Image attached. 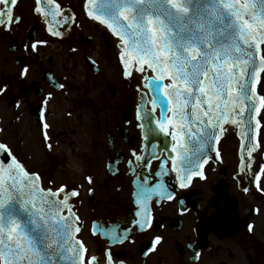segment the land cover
<instances>
[{
  "label": "snow or ice",
  "instance_id": "1",
  "mask_svg": "<svg viewBox=\"0 0 264 264\" xmlns=\"http://www.w3.org/2000/svg\"><path fill=\"white\" fill-rule=\"evenodd\" d=\"M13 6H18V0H0V27L7 30L22 19ZM82 9L115 38L122 76L129 79L140 74L137 120L151 121L159 104L157 128L143 123L139 127L171 137V152H151L142 167L155 159L160 165L156 176L174 172L178 186L187 188L194 177L206 179L205 165L221 159L217 145L227 131L225 125H231L242 137L239 172L252 168L253 153L264 150L260 139L264 94L257 91L258 84L264 87V0H83ZM33 10L53 37H63L62 28L75 23L74 14L57 0H35ZM47 43L37 40L25 47L37 52L38 45ZM28 70L25 66L20 75ZM6 87L0 86V93ZM145 89L152 93L150 101ZM49 98L53 93L42 105ZM40 120L47 129L43 115ZM44 136L47 139L46 132ZM132 155L138 162L146 160L136 151ZM128 163L131 166L133 161ZM262 177L264 164L251 173L258 191H264ZM83 179L87 193L94 194L95 177L89 174ZM151 179L148 174L134 182L135 215L141 219L133 223L141 229L152 225L149 202L153 197L157 203L175 197L165 183L151 184ZM82 187L43 186L40 174L29 171L13 149L0 141V264H101V259L103 264H125L114 260L110 248L103 257L92 254L79 235L84 224L73 200L80 197ZM116 228L106 233L119 243L122 237ZM162 239L154 237L153 247Z\"/></svg>",
  "mask_w": 264,
  "mask_h": 264
},
{
  "label": "flooded vegetation",
  "instance_id": "2",
  "mask_svg": "<svg viewBox=\"0 0 264 264\" xmlns=\"http://www.w3.org/2000/svg\"><path fill=\"white\" fill-rule=\"evenodd\" d=\"M22 1L18 0V6ZM25 1L27 5L23 4L19 11H17L18 6H13L15 12L22 17L21 21L14 23L11 30L0 27L2 32L0 36L5 40L6 49L13 52L16 58H21L22 64L25 63L28 67V72L32 69L34 75L42 73L44 81L50 87L60 89L58 85L63 84L61 80L64 76L56 75V68L43 70L39 67V56L45 60L47 49L57 53H75L83 56L85 63L93 69L94 67L89 63L91 56L86 49L84 50V44L89 45L93 40H98L110 48L111 54L117 50L116 40L111 32L86 16L82 9V0L76 1V4L69 3L68 0H62L63 3L57 0L65 10L75 16L74 24L62 28L65 33L63 37L51 36L45 21L34 12L35 4L31 8L28 0ZM78 7L81 10L80 14L76 10ZM89 23L92 24L94 37L89 33ZM13 38L16 51L11 50ZM42 38L48 43L38 45L39 51L34 52L30 47H25ZM48 61L53 63L54 56H48ZM55 66L58 67L57 64ZM120 68H122L121 64ZM123 79L125 80L124 77ZM37 81L34 79L29 85H25L21 93L34 91L39 95L42 94L43 88H36ZM139 82V73H134L126 82L131 91L128 95L129 102L121 114V120L124 122L128 113L129 121L123 123V126L118 124V127L128 129V139L119 132L118 138L122 147L115 149L114 133L113 147H109L110 155L106 165L111 179L104 180L103 188L104 196L109 199L105 204L95 206L100 207L103 214L94 215L87 222L89 233L99 240L94 255L103 257L105 249L110 248L114 260H122L125 264H264V191H258L251 179L252 171L258 170L260 165L264 164V150L253 153L255 159L248 172H239L241 136L239 129L233 126L229 127L220 140L221 159L210 162L205 167L206 179L194 177L187 188L182 189L178 186L174 172L170 173V180L156 176L160 165L153 159L148 166V172L152 176L150 183L156 184L162 181L170 192L175 193L174 199L160 200L157 203L156 198L153 197L150 201L151 227L138 229L134 226L131 236L115 244L102 237L103 226V229L111 225L128 227L138 210L134 195L137 187L134 182L136 177L143 178L141 171L144 167L137 163L132 153L136 151L142 154L144 145L142 128L139 127L141 121L137 120L140 96L136 84ZM5 84L1 82L0 86ZM17 97L19 102L22 96L17 94ZM37 106L41 107V115H43L42 103H38ZM31 114L34 116L32 111ZM37 121H40V118ZM260 139L264 144V134ZM117 153L121 156L122 162L119 164L117 174L113 175L110 164ZM130 160L133 161L131 166L128 163ZM261 186L264 187V177L261 179ZM244 188H248V191L245 192ZM103 193L96 194L97 204L100 203ZM89 195L93 201L96 195ZM90 207L92 211H96L93 206ZM249 224L252 225L251 230L248 228ZM94 227L97 230L95 234H93ZM214 229L220 231L222 235L215 233ZM156 236H161L163 239L156 242L153 247ZM197 253H199L198 257Z\"/></svg>",
  "mask_w": 264,
  "mask_h": 264
},
{
  "label": "rangeland",
  "instance_id": "3",
  "mask_svg": "<svg viewBox=\"0 0 264 264\" xmlns=\"http://www.w3.org/2000/svg\"><path fill=\"white\" fill-rule=\"evenodd\" d=\"M63 1L60 0L61 3ZM68 1L76 4L78 0ZM28 2L31 8L35 4V0ZM23 4L27 5L25 0L17 7V11L23 7ZM76 10L81 13L80 7ZM89 26V33L94 37L92 24L89 23ZM0 38H2L0 39V84L1 82L6 83V86L7 83L9 84L5 92L0 93V141L6 142L13 149V154L29 171L40 174L43 186L55 188L60 184H67L72 188L83 185L80 197L74 199L73 203L84 224L79 235L93 254L97 251L99 240L89 233L87 222L94 215L103 214L102 209L95 206L103 205L109 199L103 193L104 180L111 179L106 165L110 155L108 134L115 133V149L122 147L117 126L118 124L123 126L121 114L129 102L128 95L131 91L126 83L130 78L124 80L121 74L122 68L117 58L118 50L111 54L110 48L98 40H93L89 45L84 44V50L86 49L99 66L97 72L85 63L83 56L75 53H57L47 49L45 60L39 56V67L43 70L56 68V75L64 76L61 81L65 87L55 90L44 81L42 73L34 75V71L30 69L21 76L20 72L25 67V63L22 64L21 61L17 63L16 55L6 49L5 40L1 36ZM50 55L54 56L53 63L48 61ZM34 79L38 80L36 88H43V93L40 95L34 91L21 93V89ZM111 87L115 88V94L111 91ZM49 92L55 94L56 99H70L73 109L79 106L78 103L81 104V110L85 112L80 117V122L85 124L87 131L85 132L89 136L85 143H80L77 135L72 134L71 129L64 122L63 115L48 117L44 113L43 122L49 124L47 129L42 128L41 120L37 121L32 116V109L42 102ZM258 92L264 94V87L259 86ZM11 93L19 94L22 99L10 104ZM45 132L47 139L44 136ZM47 144H51L52 147L49 149ZM59 145L64 147L56 151L55 148ZM89 174L95 177L92 185L94 194L103 193L99 204L96 203L97 195L92 201L87 193L88 185L83 178ZM50 180L52 184L48 183ZM90 206L96 211H92Z\"/></svg>",
  "mask_w": 264,
  "mask_h": 264
},
{
  "label": "water",
  "instance_id": "4",
  "mask_svg": "<svg viewBox=\"0 0 264 264\" xmlns=\"http://www.w3.org/2000/svg\"><path fill=\"white\" fill-rule=\"evenodd\" d=\"M12 44L13 45L11 46V49L12 50H16V46L14 44V38L12 40ZM20 61H21V58L20 57L17 58L16 62L18 63ZM89 61H90V64H92L94 66L95 70L97 71L98 68H97L96 63L93 64L92 63V61H93L92 59H90ZM23 91H24V89H23ZM111 91L114 92V88L113 87H111ZM149 94L152 97V93H151L150 90H149ZM151 97H148L149 100H151ZM17 100H18V97L15 96V95H12L10 97V104L15 103ZM157 108H158V111H157ZM32 113L36 117V119H39L40 118V115H41V107L40 106L35 107L32 110ZM159 113H160V107H159V104H158L157 107H156V109L153 112V119L151 121H149L147 118L144 119V120H140L141 121V124L143 123V124L148 125L150 129H156L157 128V125L155 124V119L156 118H159ZM127 114L125 116L126 118H125L124 123H127L129 121V117H128ZM118 130H119V132H121L123 134V136H124L125 139H128V130L127 129H121L120 127H118ZM142 135H143V138H144V146H143L144 151H143V154L142 155H144L146 157V160L139 161V162L137 161L138 164H146L147 163V159H151V156L149 155L151 152H157L158 155L161 154V153L171 152V137H166L163 133L152 132V131H149L147 129H142ZM113 136H114L113 132H110L109 133V145L111 147H113ZM152 145H156L157 147L156 148H153ZM165 145H167V148H165ZM217 147H218V145H217ZM210 154L213 156V159H214L215 158V153L213 152V153H210ZM161 158H163V156H161ZM152 160H151V162H152ZM121 162H122V158L119 155V153L115 154V159L110 164V170H111V172H112L113 175H116L117 174L118 169H119V164ZM148 174H149L148 167H146V168L144 167L142 169V171H141V175L144 177L145 175H148ZM137 178L138 177H136V180H137ZM159 178H161V179L162 178H165V179L170 180V178H171L170 177V173L167 174L166 176H163V177H160L159 176ZM41 182H42V178H41ZM135 186H136V184H135ZM135 199H136V197H135ZM149 208H150V202H149ZM139 219H141V217H137L135 215V218L133 217L131 219L130 225L128 227H124V228H120L119 225H111L110 227L103 229V227H104L103 226L102 229H101V235H102L103 238L108 239L111 244H115L116 242H113L112 241L111 237L109 235H107L106 230L107 229H113V226H118V228H116L115 231L117 232L118 235H120L122 237V240H123V237H129V236L132 235V233H133V227L134 226H137L138 229H141L138 225H136V224L133 223L134 220H139ZM125 230H127V231H125ZM96 231L97 230L95 228V232ZM215 233H217L219 235H222V234H220V231H216L215 230Z\"/></svg>",
  "mask_w": 264,
  "mask_h": 264
},
{
  "label": "bare ground",
  "instance_id": "5",
  "mask_svg": "<svg viewBox=\"0 0 264 264\" xmlns=\"http://www.w3.org/2000/svg\"><path fill=\"white\" fill-rule=\"evenodd\" d=\"M147 92L148 97H151L148 90ZM49 100L50 102L47 105H43L46 116L52 117L55 115H63L65 117L64 122L71 129L72 134L77 135L80 143H85L89 136L86 133L85 124L80 122V117L83 115V112H85L81 110V104L78 103L79 106L73 109L70 99H56L55 94L53 95V98H49ZM63 147V145H59L55 149L57 151L63 149Z\"/></svg>",
  "mask_w": 264,
  "mask_h": 264
}]
</instances>
